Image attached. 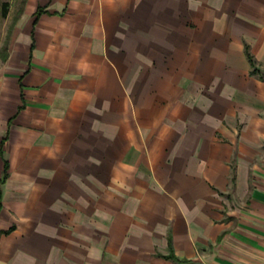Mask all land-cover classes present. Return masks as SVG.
<instances>
[{
	"label": "crops",
	"instance_id": "1",
	"mask_svg": "<svg viewBox=\"0 0 264 264\" xmlns=\"http://www.w3.org/2000/svg\"><path fill=\"white\" fill-rule=\"evenodd\" d=\"M0 264H264V0H21Z\"/></svg>",
	"mask_w": 264,
	"mask_h": 264
},
{
	"label": "rangeland",
	"instance_id": "2",
	"mask_svg": "<svg viewBox=\"0 0 264 264\" xmlns=\"http://www.w3.org/2000/svg\"><path fill=\"white\" fill-rule=\"evenodd\" d=\"M21 0H0V60L5 53L6 41ZM3 9L6 14L2 15Z\"/></svg>",
	"mask_w": 264,
	"mask_h": 264
},
{
	"label": "trees",
	"instance_id": "3",
	"mask_svg": "<svg viewBox=\"0 0 264 264\" xmlns=\"http://www.w3.org/2000/svg\"><path fill=\"white\" fill-rule=\"evenodd\" d=\"M6 14V10L3 9V12H2V15H5ZM175 258V257H174Z\"/></svg>",
	"mask_w": 264,
	"mask_h": 264
}]
</instances>
